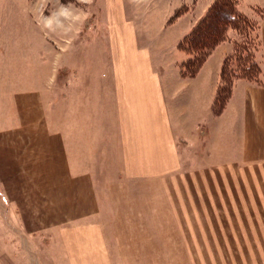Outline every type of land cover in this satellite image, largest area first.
<instances>
[{
  "label": "crops",
  "instance_id": "crops-1",
  "mask_svg": "<svg viewBox=\"0 0 264 264\" xmlns=\"http://www.w3.org/2000/svg\"><path fill=\"white\" fill-rule=\"evenodd\" d=\"M111 1L115 13L94 16L104 24H92L97 36L84 29L88 38L107 37L78 46L84 77L69 71L68 86L57 78L51 86L38 78L34 86L24 77L0 103V194L18 228L90 225L101 211V175L150 180L172 173L185 154L178 145L189 147L193 134L210 154L264 160V13H255L264 11V0L237 4L248 19H259V83L236 79L218 116L211 108L233 40L216 46L193 77L181 75L186 54L178 50L214 0ZM151 5L157 10L148 18ZM132 6L144 14L131 13ZM156 53L168 59L156 62ZM77 57L69 53L70 70Z\"/></svg>",
  "mask_w": 264,
  "mask_h": 264
},
{
  "label": "rangeland",
  "instance_id": "rangeland-1",
  "mask_svg": "<svg viewBox=\"0 0 264 264\" xmlns=\"http://www.w3.org/2000/svg\"><path fill=\"white\" fill-rule=\"evenodd\" d=\"M110 5L111 0H0V103L8 90L19 91L24 77L34 86L38 78L46 86L55 78L68 86L69 71L84 77L79 47L107 42L105 34L88 38L84 29L96 35L92 24L101 23L94 16L115 13ZM61 6L67 17L53 15ZM156 10L146 6L145 14L149 18ZM130 12L144 14L138 7ZM84 13L91 17L85 20ZM46 18L53 19L51 27ZM249 20L227 37L250 57L258 46L259 19ZM73 51L78 57L70 70ZM168 56L156 53V62ZM195 135L189 147L178 145L185 154L172 173L150 180L101 175L95 183L101 211L82 229L18 228L0 194V264H264V160L241 163L210 154Z\"/></svg>",
  "mask_w": 264,
  "mask_h": 264
},
{
  "label": "trees",
  "instance_id": "trees-1",
  "mask_svg": "<svg viewBox=\"0 0 264 264\" xmlns=\"http://www.w3.org/2000/svg\"><path fill=\"white\" fill-rule=\"evenodd\" d=\"M238 2L239 0H214L205 15L179 42L178 50L186 54V59L179 66L183 77H193L198 72L216 46L228 40V30L239 31L237 26L239 22L244 24L251 22L238 10ZM180 13L178 12L176 16ZM249 55L248 52L240 53L238 47H235L233 54L224 60L220 84L212 103L213 115L218 116L222 113L236 79L259 83L260 68L254 59V54L250 57ZM233 59L237 63L236 66L232 65L235 62Z\"/></svg>",
  "mask_w": 264,
  "mask_h": 264
},
{
  "label": "clouds",
  "instance_id": "clouds-1",
  "mask_svg": "<svg viewBox=\"0 0 264 264\" xmlns=\"http://www.w3.org/2000/svg\"><path fill=\"white\" fill-rule=\"evenodd\" d=\"M54 16H63V17H67L68 16V13H67V10L65 9L64 6H61V9L56 12V13H53ZM53 24V19L51 18H46L45 19V26L46 27H51Z\"/></svg>",
  "mask_w": 264,
  "mask_h": 264
}]
</instances>
